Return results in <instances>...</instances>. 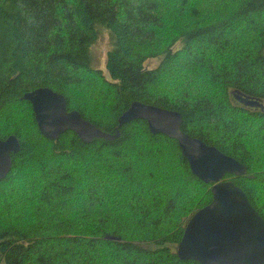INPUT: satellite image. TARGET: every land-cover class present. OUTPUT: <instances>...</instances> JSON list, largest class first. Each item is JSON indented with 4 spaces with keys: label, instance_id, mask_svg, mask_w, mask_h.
<instances>
[{
    "label": "trees",
    "instance_id": "obj_1",
    "mask_svg": "<svg viewBox=\"0 0 264 264\" xmlns=\"http://www.w3.org/2000/svg\"><path fill=\"white\" fill-rule=\"evenodd\" d=\"M102 29L105 71L90 63ZM41 86L118 134L45 138L22 98ZM133 101L245 165L224 179L264 219V0H0V139L20 143L0 179V264H199L175 248L212 183L144 119L118 125Z\"/></svg>",
    "mask_w": 264,
    "mask_h": 264
},
{
    "label": "water",
    "instance_id": "obj_2",
    "mask_svg": "<svg viewBox=\"0 0 264 264\" xmlns=\"http://www.w3.org/2000/svg\"><path fill=\"white\" fill-rule=\"evenodd\" d=\"M22 98L31 104L39 132L54 140L67 130L83 141L114 138L85 120L77 110H68L62 94L37 87ZM141 118L153 134L177 141L190 171L203 182H211V199L186 220L175 252L179 259L199 264H264V219L250 204L244 191L226 174L242 175L246 166L212 145L180 129L181 114L141 101H133L118 116V125ZM19 139L11 134L0 139V179L11 167V154L19 150Z\"/></svg>",
    "mask_w": 264,
    "mask_h": 264
},
{
    "label": "rangeland",
    "instance_id": "obj_3",
    "mask_svg": "<svg viewBox=\"0 0 264 264\" xmlns=\"http://www.w3.org/2000/svg\"><path fill=\"white\" fill-rule=\"evenodd\" d=\"M110 47V34L108 30L102 29V32L99 34L98 39L91 46V65L97 68H100L105 71V54L107 49ZM93 55V59H92ZM159 61V58L149 59L146 62L147 66H155Z\"/></svg>",
    "mask_w": 264,
    "mask_h": 264
},
{
    "label": "bare ground",
    "instance_id": "obj_4",
    "mask_svg": "<svg viewBox=\"0 0 264 264\" xmlns=\"http://www.w3.org/2000/svg\"><path fill=\"white\" fill-rule=\"evenodd\" d=\"M41 87H47V86H41ZM53 91H54V90H53ZM60 94H61V93H60ZM165 109H166V108H165ZM170 110H171V109H170ZM175 111H176V110H175ZM92 139H93V138H92ZM92 139H90L89 141H91ZM89 141H88V142H89Z\"/></svg>",
    "mask_w": 264,
    "mask_h": 264
}]
</instances>
